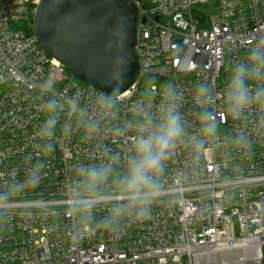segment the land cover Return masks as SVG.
<instances>
[{
    "label": "built area",
    "instance_id": "obj_1",
    "mask_svg": "<svg viewBox=\"0 0 264 264\" xmlns=\"http://www.w3.org/2000/svg\"><path fill=\"white\" fill-rule=\"evenodd\" d=\"M130 1L141 76L101 112V90L81 83L34 36L41 0H0V190L46 160L41 183L17 189L0 211V264H264V108L233 119L222 95L230 66L264 40V0ZM200 84L211 89L210 102L195 95ZM166 86L180 94L186 135L167 162L163 194L150 218L103 231L105 206L87 221L70 207L74 171L107 154L123 158L134 142L130 125L159 117ZM50 97L58 101L55 150L42 154L37 130ZM205 110L218 135L197 148ZM91 121L98 128L89 133ZM103 191L117 189L109 182Z\"/></svg>",
    "mask_w": 264,
    "mask_h": 264
},
{
    "label": "clouds",
    "instance_id": "obj_2",
    "mask_svg": "<svg viewBox=\"0 0 264 264\" xmlns=\"http://www.w3.org/2000/svg\"><path fill=\"white\" fill-rule=\"evenodd\" d=\"M126 60L118 58V67L114 68L104 81V87L97 98L98 110L103 112L113 106L115 96L125 91ZM195 95L203 102H210L211 89L206 84L196 88ZM223 100L226 113L233 119H240L242 114L253 106L264 108V40L253 41L247 46L243 58L235 61L223 85ZM166 103L161 108L158 118L151 114L142 117L130 125L134 130V142L122 158L119 154H107V158L97 164H80L74 171L69 184L71 191L70 207L83 220H90L92 213L100 206H105L106 216L100 222L103 231L112 232V225L123 222L131 225L150 218L158 204L164 186L161 178L167 162L173 155L180 141L185 137V123L179 111L180 94L171 86L165 87ZM44 116L37 130L42 143L41 153H51L55 146L51 138L55 135L58 123V101L50 97L44 107ZM98 123H88L89 133L96 131ZM218 135L215 116L205 111L199 115V138L197 148ZM246 148L248 141L239 137L235 141ZM45 159L32 163L23 180L16 181L6 190H0V211L8 210L17 189L25 186H38L44 178ZM112 182L117 191H103L106 184ZM110 197V198H109Z\"/></svg>",
    "mask_w": 264,
    "mask_h": 264
},
{
    "label": "water",
    "instance_id": "obj_3",
    "mask_svg": "<svg viewBox=\"0 0 264 264\" xmlns=\"http://www.w3.org/2000/svg\"><path fill=\"white\" fill-rule=\"evenodd\" d=\"M137 17L130 0H41L32 31L50 57L99 90L110 91L104 81L123 57V94L141 76L135 53Z\"/></svg>",
    "mask_w": 264,
    "mask_h": 264
},
{
    "label": "trees",
    "instance_id": "obj_4",
    "mask_svg": "<svg viewBox=\"0 0 264 264\" xmlns=\"http://www.w3.org/2000/svg\"><path fill=\"white\" fill-rule=\"evenodd\" d=\"M81 83H83V82H81Z\"/></svg>",
    "mask_w": 264,
    "mask_h": 264
}]
</instances>
